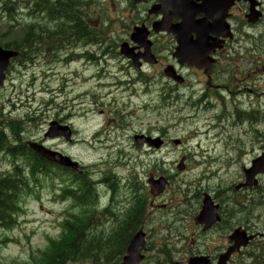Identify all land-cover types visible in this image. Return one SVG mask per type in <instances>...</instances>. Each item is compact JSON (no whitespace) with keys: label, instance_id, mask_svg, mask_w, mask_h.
Returning <instances> with one entry per match:
<instances>
[{"label":"rangeland","instance_id":"1","mask_svg":"<svg viewBox=\"0 0 264 264\" xmlns=\"http://www.w3.org/2000/svg\"><path fill=\"white\" fill-rule=\"evenodd\" d=\"M85 1L91 4L89 13L94 32L92 39L95 41H82L78 44L79 52L88 49L86 55L78 56L87 58L94 55L102 58L104 56L101 52L111 46L110 43L120 46L122 40L129 36L140 13L136 9L131 11L126 4L116 0ZM17 10H20L19 6ZM1 14L0 19L5 21L0 23V39H14V34L5 33L10 24L6 15L3 12ZM100 16L103 21L98 22ZM69 17L72 19L71 25H77V30L83 32L80 17L71 14ZM24 19L26 17L21 16L19 21L24 23ZM104 21L109 23L102 30L106 33L101 37H94ZM48 22L51 26L54 20L48 19ZM90 31L85 27L83 33ZM104 38L109 43H100ZM255 47L256 50L253 51L250 41L242 43L241 54L233 53L223 59L222 70L214 75V84L220 88L209 87L205 84L203 75L193 73L189 75L188 84L192 83L194 86L181 85L183 88L177 90L163 75L161 65L143 68L141 78L139 70L130 67L127 60L119 57V48L116 49L117 56L110 53L105 56L106 59L88 62V66L87 60L84 66V60L80 58L66 67L61 56L48 61L39 57L34 63L33 59H28L32 64L21 61L24 66L29 64L27 69L24 70L25 67L20 64L15 65L9 73L6 86L0 88V125L6 120L4 117L12 120L19 117L18 120L23 125L22 120H27L30 110L32 114L36 113L33 121L28 120L29 123L20 132L14 130L12 134L7 130L9 139H13L12 143L15 144L16 138L21 143L31 139L45 140L48 123L52 120L72 122L76 134L71 142L54 139L46 141L47 146L78 161L82 166V174H92L91 187H96L100 192L103 204L110 196V185L100 181L105 172H115L118 179H122L118 183L116 199L113 200L115 209H121V214L125 213L137 192L146 200L147 218L144 230L147 233L152 264H157L154 261V247L159 250L170 248L177 261H185L190 255L187 252L192 251L189 243L192 235L196 239H202L198 236L197 226L193 223L196 229L193 230L191 225L194 213L191 207L196 203L195 198L207 187H215L218 183L225 186L236 184L239 178L242 179L243 166L249 164L264 144V122L250 124L243 120L245 113L240 114V117L237 115L238 111L249 112L256 109L260 110L264 119V42ZM246 49H251L252 52L245 51ZM106 50L111 52L112 48ZM103 66L108 67L106 74L101 73ZM121 74L141 79L136 84H121L116 82L119 79L126 81ZM67 76L70 81L64 83L63 77ZM29 87L31 90L28 93L31 95L25 90ZM56 87L59 96L50 99L54 95L52 90ZM215 91L219 93L218 97L210 96L201 103L194 102L205 93L214 94ZM18 94L22 95L21 99L27 105L19 104ZM254 128L259 129L260 133H251ZM102 132L103 135H100ZM136 133L167 137L170 143L161 150L140 146L134 141ZM176 138L182 141L180 145L171 141ZM230 144L233 146L228 148ZM241 150L243 154L240 159L238 154ZM245 152L247 154L244 155ZM232 157L236 159V163L228 167L226 160ZM207 159H213L215 164L206 168L202 161ZM8 168L10 165L7 160L0 162V171L5 172ZM55 174L61 176V172ZM133 175L139 182L137 187ZM162 176L169 177V184L152 195L148 181L158 180ZM29 178L30 181L33 179ZM65 180L69 184L71 179L67 177ZM131 186L138 189L133 190ZM31 188L33 190L25 191L22 198L20 224L11 230H0V241L6 239L5 243H0V264H10L15 260L21 263L28 261L33 252L44 249L51 239L59 235L64 217L69 211L76 210L72 206V199L61 197L63 187L53 175L40 174L38 184L31 182ZM256 200L260 201L259 195ZM255 221L259 227H264V218ZM107 222L105 227L111 232L113 221ZM100 226L101 222L94 223L92 229ZM92 234H96L95 231ZM185 236L188 237L187 241L184 240ZM201 249L204 250V245ZM77 264L92 262L86 260ZM246 264H252L251 260Z\"/></svg>","mask_w":264,"mask_h":264},{"label":"trees","instance_id":"2","mask_svg":"<svg viewBox=\"0 0 264 264\" xmlns=\"http://www.w3.org/2000/svg\"><path fill=\"white\" fill-rule=\"evenodd\" d=\"M79 1L80 0H65L64 5L57 4L54 8L45 6L42 13L36 11L35 13L41 18L39 23L31 25L27 24L22 30L20 28V31H18L19 34L15 36L14 39L10 38L6 45L12 49L20 51V61L28 62V59H32L33 57L29 52L36 45L46 42L50 36H53L62 42H67L71 38L80 37L82 34L79 31H75L79 29V27L75 24L71 25L72 19L69 17V14L77 15L79 13V11L73 10V4H76V2L79 3ZM5 10L6 11H0V14L3 12L8 18L10 27L7 34H11L14 32L12 28L15 26L12 24H14L13 18H15V16L8 7L7 9L5 8ZM50 15L52 16L51 20H54V23L49 27L48 16ZM3 21H5V19H3L2 22ZM80 26L82 27V25ZM84 31L83 28V32ZM49 41L50 39L48 42ZM14 128L16 127L11 126L10 130L12 131ZM2 137H5V135L0 130V148L4 147L2 145L7 143L8 140L7 139L6 142L1 141ZM11 143L12 141L10 144ZM26 146L28 148L27 153L24 149H21V153L13 151L9 153L17 158H27L25 162L29 164V167L32 165L33 169H41L46 175L50 174L54 169L61 172L62 182L65 187L64 193L67 192L69 196H73L81 208L79 213L75 215L70 214L69 220H67V229L71 228V230L66 237L70 238V240L68 238H63L59 241L52 242L49 247L47 246L45 249L38 251L37 254L32 256L30 262L27 261L26 263H21L15 260L10 264H65L66 261L72 257L76 258V256H78L79 258L82 257L81 255L84 256V254H86L85 256H88L89 252H92L94 243L98 245L100 242H103L97 241L96 243V241L87 237L89 235L81 232L82 230L90 228V225L95 223L94 221L99 220V212H97L95 208L97 203V193L94 190V187H91L92 176L90 173L80 175L73 169L61 166H52L50 169V163L42 159L41 156L33 151L28 145ZM20 154L24 157H21ZM33 169V174L41 172L40 170ZM65 176L69 177V180L71 179L69 184H67V180L64 178ZM33 180L38 181V176ZM112 187L114 188V185ZM29 190H33V188H31V181L28 177L22 175L21 171L15 173L6 172V175L3 177L0 176V227L7 229L15 227L17 224V214L23 209L21 204L22 198L25 196V191L29 192ZM136 207H132L131 209L133 210H129L128 214L121 217L125 219L123 221L121 220L120 226H122L123 229L130 230V232L128 231L129 233L138 229V227L144 222L145 217H147L144 208L143 211H139ZM128 232L124 233L129 234ZM130 237L126 239H130ZM91 242L92 244H90ZM89 245H92V247L87 248ZM97 250L100 255L104 254L103 258H105L106 254L110 252L105 244L100 246Z\"/></svg>","mask_w":264,"mask_h":264},{"label":"flooded vegetation","instance_id":"3","mask_svg":"<svg viewBox=\"0 0 264 264\" xmlns=\"http://www.w3.org/2000/svg\"><path fill=\"white\" fill-rule=\"evenodd\" d=\"M155 6L158 10H161L162 13L159 14L160 16L155 17L150 14H147L146 17L137 25H146L149 28L153 27V24L155 21L169 20L172 24L179 23L182 19L179 16V13H181L184 10H188L190 12V17H192V13H194L195 17L193 21L195 20H202L206 18V13L204 9L206 8V2L207 0H155ZM212 4L216 3L219 5H222L225 7L223 11L219 12H211V16L209 20L207 21L210 26H214L216 23H220L221 20H223L222 26L214 27L215 34L213 33H206L205 27H200L199 29L191 32L194 39L200 38V36H203V38L210 37L208 40L211 45L218 44L212 52L211 56L215 60V63L213 64V68L215 65L218 64L220 60L224 58L225 55H229L230 50L232 47L236 45V43L240 42L241 39L245 38V35H249V38H256V35L261 34L260 27H264V0H255V3L257 4V9L260 11V18L259 20L255 22H250L248 20V12L250 11L251 7V1L250 0H209ZM149 1L144 3V5H148ZM228 5H230L228 7ZM228 7V8H227ZM227 8V9H226ZM183 15V14H181ZM158 18V19H157ZM169 18V19H168ZM226 24L229 25L227 28H231L232 38H224L223 35L228 33V29L226 28ZM193 27V25H192ZM153 33V34H152ZM151 37H154L156 42L160 44H164L165 46L162 48L158 47V53H159V63H161V57L164 55L162 52H165L167 54H173V48L174 45H177V37L174 34H170L167 32H160L158 34H154L153 31L150 32ZM262 39H264L263 36H260ZM132 44V43H131ZM134 46V44H132ZM138 47L139 51H142V48L140 46ZM176 47V46H175ZM168 58V57H167ZM189 69V68H188ZM195 68H192L190 70H194ZM213 72V70H212ZM207 84H209L207 82ZM203 162V161H202ZM203 164L206 167H212L215 164V161L213 159H207L204 160ZM258 180L260 182H264V175H259ZM248 193H250V196H252V201L254 202V198L256 196V189L251 188L246 190ZM216 198V197H215ZM221 201L214 199L215 203L219 204V214H220V221L216 224H213L214 226L211 227V229L206 233L207 236L216 235L214 237H218L220 235V232H222L221 236L218 238L221 239L222 245H218L220 247L216 248V251L223 250V252L228 251L232 245L234 244V241L232 240V234L234 230L238 227H243L248 232V234H255L256 238L250 242L249 246L243 250H240L236 252L230 261H235L236 256H242L247 250H249L252 246H255V243L257 242V238L262 239L264 237V229L259 228L254 222V218H249L248 220L241 218V209L240 204L238 203V199H229L227 195H223L221 197ZM241 200H245L241 198ZM235 220V221H234ZM252 224V225H251ZM251 225V226H250ZM216 229H219L216 230ZM203 231H205L203 229ZM211 232V234L209 233ZM201 236L204 238V233H199L198 236ZM264 240V238H263ZM205 247V254H209L212 257V251H213V245H209L207 243L204 244ZM164 257L168 256V253L164 252L162 254ZM258 258V257H257ZM229 261V262H230Z\"/></svg>","mask_w":264,"mask_h":264},{"label":"bare ground","instance_id":"4","mask_svg":"<svg viewBox=\"0 0 264 264\" xmlns=\"http://www.w3.org/2000/svg\"><path fill=\"white\" fill-rule=\"evenodd\" d=\"M64 2H65V0H30L29 6H24L23 12L19 13L18 10L14 7V5L12 4V2L10 0H2L0 3L1 4L0 11H6L5 8L7 9V7H8L10 9V11L13 13V15L15 16V18H13L14 24L16 22H20L19 21L20 17L24 16V17H26V19H24V21L26 22V25L27 24L31 25V24H38L39 21L41 20L40 16L37 13H35L36 11L42 13L45 6L49 7V8H54V6L57 4L64 5ZM89 5H91L89 3V1L80 0L79 3L76 2V4H73V6H74L73 10H77L80 12L83 8L88 7ZM22 7H23V5H22ZM0 17H2L1 14H0ZM2 20L3 19H0V23L2 22ZM88 33H90V32H87V35H88ZM83 35H85V33H83ZM13 50L16 51L18 56L20 57V51H18L16 49H13ZM35 57L36 56H33L32 59H34ZM0 114H2L1 104H0ZM35 114H36L35 112L32 114V111L30 110V113L27 114V120H22L24 122L23 125L21 124V120H12V119L4 120L3 125H0V130L3 132V134L6 137V138L2 137L1 141L6 142V140L8 139L7 143L2 145L4 147L0 148L1 149V151H0V162L7 160L9 162V165H10L9 170L11 171V173L21 171L22 175H24L25 177H28V178L33 177V179L37 178V176H39L41 174V172L43 174H45V172L42 171L41 169H33L32 165H30L31 167H29V164L25 162V160L27 158H24V159L23 158H17V157H14L11 153H9L12 151L17 152V153H21V149H24L27 153L28 148L26 145H29L30 140H28L26 143H24V142L21 143L18 140V138H16L15 142H14L15 144H13V143L10 144L11 141L13 142V139L12 140L9 139V134H8L7 130H10V127L12 126V127H16V128H14V130H17L18 132H20V129H22L24 125L29 123L28 120L30 122L33 121V119L36 117ZM234 122H235V120H234ZM14 130H12V131H14ZM12 131L10 130V133H12ZM7 135H8V137H7ZM101 135H103V132L101 133ZM20 156L24 157L22 154H20ZM202 164H203V162H202ZM202 164H199V165H202ZM206 168H208V167H206ZM32 169L33 170H40L41 172H36L35 174H33ZM4 175H6V171L5 172L0 171V176L3 177ZM135 200L136 199L133 198L131 203L136 202ZM111 203H112L111 201L104 203L102 208L99 209V213H98L99 220L94 221L95 223L101 222L102 226L92 229V224H94V223H92L90 225V228H87V229L81 231V232H84V234L89 235L87 237L96 241V243H97V241H103V242H100V244H98V245L102 246L103 244H105V246H107L108 250H110V252H111L109 255V258L105 262H103V260H102L104 254L100 255L97 258L98 259L97 264H117L116 248L119 246L120 243L111 234H114L118 237H121V239H126V238L130 237L133 233V231H131V233H129L130 230L123 229L122 226H120L121 220L122 221L124 220V218H121V217H124L126 214H128L129 211L125 210L126 212L125 213L123 212V214H121L122 210L121 209H118V210L115 209L114 208L115 206L113 204L111 205ZM136 206H138V205L131 206L129 210H133L131 208L132 207L134 208ZM108 220L113 221V224H114V227L111 230V232H108V228L105 227V223H108L107 222ZM93 231H95L96 234H92ZM124 232H128L130 235L125 234ZM80 243H81V241H80ZM90 244H92V242ZM98 245H96L94 243L93 248H92V252L98 251L97 249L100 247ZM91 247H92V245H89V247H87V248H91ZM109 248H111V249H109ZM153 249L156 252V257L154 258V261H156L157 264H164V263L158 261V259L161 257H164L162 254H164V252H166V251L159 250V248H155V247ZM85 255L86 254H84V256ZM81 256H83V255H81ZM251 262H252V264H264V257H260V258L255 257V260L251 261Z\"/></svg>","mask_w":264,"mask_h":264},{"label":"water","instance_id":"5","mask_svg":"<svg viewBox=\"0 0 264 264\" xmlns=\"http://www.w3.org/2000/svg\"><path fill=\"white\" fill-rule=\"evenodd\" d=\"M15 55H16V52L5 51L0 48V85L3 84L4 71L6 70L8 66L9 59ZM53 125H55V123ZM64 130L66 131V132H63L65 137L67 139H70V129L68 127H64ZM32 147L35 148L36 151H38L42 155L46 156L49 159L57 161L60 164H63L66 166H72V167L77 166V162L72 161L70 157L64 156L63 154L57 151H51L42 146H38L34 144L32 145ZM263 161H264V156H263ZM140 236H141V233L138 234L136 239H134V241L132 242V247H131V250L129 251L130 256L126 258L123 264H134L141 259L139 252L143 248L144 245H143V241L139 240Z\"/></svg>","mask_w":264,"mask_h":264}]
</instances>
